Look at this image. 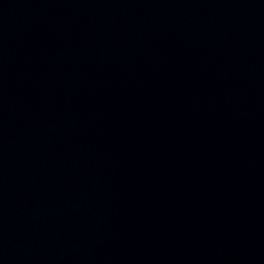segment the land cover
<instances>
[{
  "label": "water",
  "instance_id": "obj_1",
  "mask_svg": "<svg viewBox=\"0 0 264 264\" xmlns=\"http://www.w3.org/2000/svg\"><path fill=\"white\" fill-rule=\"evenodd\" d=\"M0 264H264V0H0Z\"/></svg>",
  "mask_w": 264,
  "mask_h": 264
}]
</instances>
